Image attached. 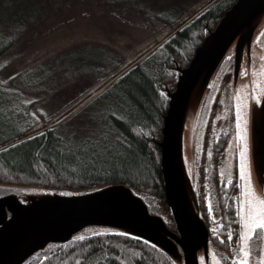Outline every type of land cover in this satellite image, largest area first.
Segmentation results:
<instances>
[{"label":"rangeland","instance_id":"obj_1","mask_svg":"<svg viewBox=\"0 0 264 264\" xmlns=\"http://www.w3.org/2000/svg\"><path fill=\"white\" fill-rule=\"evenodd\" d=\"M209 1L0 0V48L6 45L0 53V78L15 96L1 110L3 116L26 135L54 128L66 152L98 144L111 98L123 83L120 77ZM216 28L189 66L178 68L175 88H166L163 170L176 228L150 196L123 184L76 194L0 184V243L23 224L41 232L19 259L0 257V264L45 257L60 243L56 235L80 239L106 233L145 240L173 264H225L226 256L205 236L199 221L204 219L197 193L203 192L213 207L212 215L207 214L211 230L220 219L217 189L233 180L239 221L257 219L264 209V0L247 4L244 14ZM237 105L244 141L237 137ZM225 131L228 140L217 160L213 145ZM245 142L249 179L239 174ZM245 230L240 223L239 233ZM228 258L236 264L240 259L264 264V229H254L248 239L239 235Z\"/></svg>","mask_w":264,"mask_h":264},{"label":"trees","instance_id":"obj_2","mask_svg":"<svg viewBox=\"0 0 264 264\" xmlns=\"http://www.w3.org/2000/svg\"><path fill=\"white\" fill-rule=\"evenodd\" d=\"M237 0H210L186 18L177 29L142 57L120 77L123 83L106 113L103 139L98 144L70 153L63 151L54 128L39 133L15 130L3 116L13 94L0 78V184L31 186L44 191L81 193L107 184H123L148 195L158 205L168 225L176 228L165 195L162 168L164 118L168 94L174 89L178 68L189 65L195 50L218 25ZM6 47L0 48V53ZM151 48V47H150ZM167 93V91H166ZM106 130V131H105ZM97 140V139H96ZM228 132L215 139L214 155L220 160ZM237 184L217 189L220 219L211 230L207 221L204 193L198 192V206L213 246L229 260L239 237L240 221L234 200ZM231 229V232H229ZM215 231L216 235H213ZM231 235V239L228 236ZM223 240V242H221ZM26 264H173L170 257L153 244L124 234H92L84 239H68L57 244L45 257L35 256Z\"/></svg>","mask_w":264,"mask_h":264},{"label":"water","instance_id":"obj_3","mask_svg":"<svg viewBox=\"0 0 264 264\" xmlns=\"http://www.w3.org/2000/svg\"><path fill=\"white\" fill-rule=\"evenodd\" d=\"M257 1L259 0H237L231 6V8L225 12L224 16L221 18V20L219 21L216 27L220 26V24L223 22L229 21L232 18V16L236 14L238 15L244 14V7H246L247 4H253ZM209 34H211V32ZM207 39H208V35L205 37L201 45L196 48L193 58L196 55H198L199 52H201V48L206 44ZM193 58L191 59V61L193 60ZM167 112H168V109H167ZM163 134H164V129H163ZM160 145L162 147V168H163V159L165 155L164 148H163V141ZM260 161H261V176H262V181L264 183V145H263L262 153L260 156ZM163 175H164V182H165V195H166V200H167V185H166V180H165L166 177L164 174V170H163ZM199 221L201 224H204L201 222V220ZM204 228H205V236L207 237L208 231H207L206 226ZM14 231H15V234L10 236L6 242L0 243V257L5 258L9 261H16L17 259H19V257L24 255L25 252L33 245L34 238H39L41 236V232H39V227L33 226V225L23 224V225H20L19 227L16 226ZM53 238L55 240L60 241V243L65 242L68 239H70L68 236L63 237V236H58V235H56Z\"/></svg>","mask_w":264,"mask_h":264},{"label":"snow or ice","instance_id":"obj_4","mask_svg":"<svg viewBox=\"0 0 264 264\" xmlns=\"http://www.w3.org/2000/svg\"><path fill=\"white\" fill-rule=\"evenodd\" d=\"M162 95H166V91H162L161 93ZM35 115V114H34ZM236 128H237V137L241 140L244 141L245 137L243 135L244 129L241 128V123H240V114H239V105H237V117H236ZM208 155H212V153L209 151ZM239 158H240V162H239V174L240 177L243 179H249L250 176L249 174L246 172V168H247V143L245 142L244 145L240 148L239 151ZM221 176H223V173H221ZM246 187V186H245ZM205 199V203L207 204V214L208 215H212L213 213V207L210 203V200L207 196L204 197ZM260 203L262 205H264V200L260 201ZM215 221V217L213 216V222ZM241 224L245 225L246 230L245 231H241L239 233L240 237L243 239H248L252 236L253 234V230L260 228V229H264V209H261V215H259V217L257 219L254 220H248L244 217L241 218L240 221ZM116 232L118 230L116 229H105L102 230V232ZM229 232H231V229H229ZM124 235H128V233H124ZM213 235H216L215 231H213ZM231 235L228 236V239H231ZM80 239H84L83 236L80 237ZM223 242V240L221 241ZM240 251L244 254L245 257H247L249 255V252L245 250V248H241ZM201 260L204 259V257L200 258ZM233 259H236L235 257H233ZM237 264H249V261L247 259H240L237 261Z\"/></svg>","mask_w":264,"mask_h":264}]
</instances>
